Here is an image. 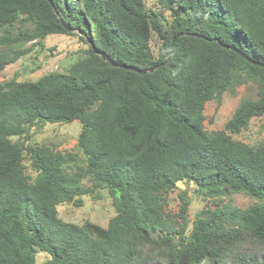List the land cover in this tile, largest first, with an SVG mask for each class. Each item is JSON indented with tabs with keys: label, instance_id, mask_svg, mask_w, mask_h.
<instances>
[{
	"label": "trees",
	"instance_id": "1",
	"mask_svg": "<svg viewBox=\"0 0 264 264\" xmlns=\"http://www.w3.org/2000/svg\"><path fill=\"white\" fill-rule=\"evenodd\" d=\"M158 1L167 29L142 0H0V71L25 54L18 42L76 31L88 43L65 72L0 82V264H36L37 251L48 254L42 264H264V142L231 137L264 113V0ZM112 63L160 65L140 74ZM247 82L256 97L205 130V103ZM75 119L85 168L67 170L74 152L27 145L31 180L11 137ZM179 181L211 202L239 192L255 202L203 207L186 232V198L177 220L165 212ZM92 188H106L116 210L106 227L58 217V204L80 205Z\"/></svg>",
	"mask_w": 264,
	"mask_h": 264
},
{
	"label": "rangeland",
	"instance_id": "2",
	"mask_svg": "<svg viewBox=\"0 0 264 264\" xmlns=\"http://www.w3.org/2000/svg\"><path fill=\"white\" fill-rule=\"evenodd\" d=\"M142 1L148 11L157 12L160 15L159 20L162 28H169L172 19L169 10L164 8L158 0ZM17 26L19 27V25H16V28ZM15 33L16 29H14L13 34ZM159 44L160 40L155 33H152L150 48L155 55L157 54ZM16 48L24 49L25 54L6 65L0 71V82L9 79L34 81L50 71L65 72L74 61L85 56L84 50L88 48V43L74 31L72 34H49L42 40L36 39L18 42ZM255 97L256 87L254 83L247 82L235 87L233 90L224 92L219 103L215 99L208 100L203 109L205 116L203 120L204 129L207 131L223 129L226 121L240 101L243 98ZM27 130V137L24 135L19 137L12 136L11 140L20 141L22 146L25 147V150H23L24 172L31 180L35 178L36 172L30 165L27 145H47L53 149L74 152L77 154V160L70 164L67 170L73 172L77 167L85 168V155L77 142L81 130L79 120L75 119L70 122L55 123L34 122L28 124ZM231 137L252 146L264 142V113L260 116L252 117L245 129L239 133L231 134ZM81 185L82 188H90L92 182L86 176L81 180ZM182 196L188 201L186 232L190 230L192 220L203 207H214L215 203L229 201L234 206L244 208L255 202V199L241 192L232 193L220 199L216 198L211 202L204 195L196 192V187L192 182L179 181L174 189L165 194V212L170 215L173 221L174 219L177 220L176 214L182 204ZM80 199V205H75L73 202L58 204L56 206L58 217L67 222L82 224L84 221H91L102 227H106L108 219L116 213L106 188H92V191L81 195ZM35 256L36 264H42L48 258V254L44 251H37ZM201 264L212 263L209 259H205Z\"/></svg>",
	"mask_w": 264,
	"mask_h": 264
},
{
	"label": "water",
	"instance_id": "3",
	"mask_svg": "<svg viewBox=\"0 0 264 264\" xmlns=\"http://www.w3.org/2000/svg\"><path fill=\"white\" fill-rule=\"evenodd\" d=\"M63 24H64V23H63ZM64 26H65V25H64ZM65 27H66L67 29H70V28L67 27V26H65ZM179 35H181V33H180V34H177L176 36H174V38H173V42H174V40L176 39V37H178ZM173 42H172V43H173ZM172 45H173V44H172ZM226 47H227V48H230V49H233V50H235V51H237L240 55H242V56L245 57V55H244L243 53H241L240 51H238L235 47H233V46H229V45H226ZM170 51H171V48H170V50L167 52L166 56L170 53ZM95 52L98 53V54L102 57L103 60L108 61V62H111V59H110V57H109L107 54L102 53V52H99L98 50H95ZM250 60H251V59H250ZM165 61H166V59H165L161 64L165 63ZM255 63H258V62H255ZM112 64H113V65H116V66H121V67H123V68H125V69H129V70L136 71V72H138V73H140V74H144V73L152 72V71H154V70L158 67V65H160V64H158V65H155V66H152V67H149V68L139 69V68H137V67H134V66H128V65H125V64H118V63H112Z\"/></svg>",
	"mask_w": 264,
	"mask_h": 264
}]
</instances>
